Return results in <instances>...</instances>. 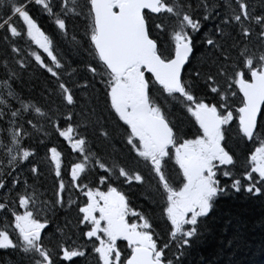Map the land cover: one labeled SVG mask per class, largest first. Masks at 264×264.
<instances>
[{
	"label": "snow or ice",
	"instance_id": "6c2138e0",
	"mask_svg": "<svg viewBox=\"0 0 264 264\" xmlns=\"http://www.w3.org/2000/svg\"><path fill=\"white\" fill-rule=\"evenodd\" d=\"M33 4L54 18L61 38L90 57L84 70L102 85L103 106L94 92L74 95L89 80L66 82L78 69L54 50L53 38L30 14ZM220 9L218 0H0V39L7 46L0 54L7 75L0 80V250L15 254L13 264L77 257L85 264H183L218 197L241 189L264 197V2L259 13L250 0H224ZM76 19L84 29L77 34L73 27L70 35ZM209 20L218 22L197 41ZM33 60L54 78L49 96L56 101L26 100L13 89L18 77L9 64L23 69ZM185 117L194 131L181 127ZM49 127L77 153L68 184L84 197L82 206L70 194L65 200L62 178L45 200L20 175L28 162L38 177L30 160L35 148L25 142L34 131L48 136ZM117 139L127 159L116 150ZM48 152L60 178L63 154L57 147ZM221 177H232L231 184L222 185ZM133 182L143 189L142 209L113 186ZM73 203L84 243L68 236L70 221L48 231L56 211ZM161 220L163 237L155 227Z\"/></svg>",
	"mask_w": 264,
	"mask_h": 264
},
{
	"label": "trees",
	"instance_id": "16d2710c",
	"mask_svg": "<svg viewBox=\"0 0 264 264\" xmlns=\"http://www.w3.org/2000/svg\"><path fill=\"white\" fill-rule=\"evenodd\" d=\"M218 2L221 5L220 10H222L224 0H218ZM250 2L256 5L257 12L259 13L264 0H250ZM30 14L37 20L42 30L53 38L54 50L62 54L71 63L72 68L78 69L71 77H65L69 86H73V81L76 84H83L85 79L89 80V88L84 90L74 87V95L83 97L86 94L94 92L98 97V103L103 106L104 96L102 85L98 80L92 81L89 74L84 70V64L90 57L83 51L77 52L74 50L70 37L69 39L60 37L59 29L54 24V18L43 11L40 5L33 4L30 9ZM217 22L213 20L205 22L204 28H202L200 33L195 35V39L198 41L203 33L212 29ZM73 27H75L76 33L79 34L82 33L84 24L79 19L70 23V35ZM233 34L235 33L233 32ZM2 35L3 33H0V37ZM20 46L23 47L24 45L21 43ZM30 47L32 50H37L46 56L43 50L39 49L38 45L31 43ZM6 48L7 46L0 39V54H3ZM9 59L11 61L12 58L9 57ZM9 67L17 72L18 77L11 81L13 89L20 93L26 100L37 103H48L50 100L56 101L55 96H49V92L55 85L54 78L46 70L40 68L34 60L28 67L23 69L11 63ZM3 79H7V75L5 69L0 66V80ZM200 88L203 91L204 85L202 82L200 83ZM68 110L78 111L79 109L69 107ZM177 115L183 116V113L177 110ZM181 127L185 131H194L192 126L187 122L186 117L183 119ZM45 131L49 133L48 136H45L42 132L34 131L31 138L25 142L26 145L31 144L35 148V156L30 157V160L39 170L38 177L33 178L29 172V168L32 165L28 162H24L21 166L20 175L22 178L26 177L29 184L35 182L45 194L43 197L45 200H51L54 197L58 190L59 179L62 178L66 185L65 192L63 193L65 200L67 201L70 194L72 200L79 202L82 206L84 197H78L77 190L71 189L68 184L70 179V163L77 160V153L72 151L67 141L60 137L58 133L53 132L50 127L46 128ZM114 146L122 156L126 159L128 158L127 148L122 139H117L114 142ZM51 147H57L58 151L63 154L60 178L56 177L54 163L50 161L48 149ZM93 147L95 149V143ZM237 151L240 154V159L233 171L235 172L236 170L240 173L243 167L245 146L242 144ZM170 167L173 169L175 175L178 168L174 165V161L170 162ZM231 182L232 177L226 184L230 185ZM113 186L123 191L125 195H129V200L133 202L134 207L142 209L146 205L147 202L141 194L143 189L138 187L135 182H133L131 187L119 183ZM155 212L159 220L158 207L155 208ZM81 215L78 213L76 203H73L71 207H68L66 204L64 208L56 211L54 223L49 226L48 231L54 230L57 225L63 227L66 221H70L72 231L68 232V236H71L72 240L78 243H84L86 238L81 236L83 225L76 226L77 220ZM205 224L206 228L202 231L198 242L183 257V264H264V197L248 194L243 189L240 192L230 190L225 195L217 198L215 210L210 214ZM155 227L156 232L163 237L165 230L164 222L161 220L159 226ZM83 230L86 231V229ZM234 236L236 239L231 245H228V241L233 239ZM88 259L91 260V257ZM15 260L16 256L11 250H0V264H13ZM62 264H85V258H73V261H63Z\"/></svg>",
	"mask_w": 264,
	"mask_h": 264
},
{
	"label": "rangeland",
	"instance_id": "374dc122",
	"mask_svg": "<svg viewBox=\"0 0 264 264\" xmlns=\"http://www.w3.org/2000/svg\"><path fill=\"white\" fill-rule=\"evenodd\" d=\"M38 47H39V46H38ZM174 165H175V162H174ZM175 166H177V168H178V165H175ZM235 172H236V174H237V178H239V172L236 171V170H235ZM230 178H231V177H221V183H222V185H223V184H226V183L229 181ZM242 184H243V182H242Z\"/></svg>",
	"mask_w": 264,
	"mask_h": 264
},
{
	"label": "flooded vegetation",
	"instance_id": "af4514ba",
	"mask_svg": "<svg viewBox=\"0 0 264 264\" xmlns=\"http://www.w3.org/2000/svg\"><path fill=\"white\" fill-rule=\"evenodd\" d=\"M117 243H118V246L121 248V250H124L126 248V246H127V242L124 241L123 239L119 240Z\"/></svg>",
	"mask_w": 264,
	"mask_h": 264
}]
</instances>
